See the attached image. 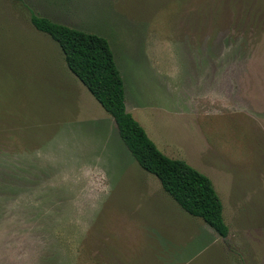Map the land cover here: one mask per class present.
<instances>
[{
    "label": "rangeland",
    "instance_id": "1",
    "mask_svg": "<svg viewBox=\"0 0 264 264\" xmlns=\"http://www.w3.org/2000/svg\"><path fill=\"white\" fill-rule=\"evenodd\" d=\"M24 1L109 40L127 110L210 178L229 233L172 200L57 43L0 0V264H110L127 245L128 264H264V0Z\"/></svg>",
    "mask_w": 264,
    "mask_h": 264
},
{
    "label": "trees",
    "instance_id": "2",
    "mask_svg": "<svg viewBox=\"0 0 264 264\" xmlns=\"http://www.w3.org/2000/svg\"><path fill=\"white\" fill-rule=\"evenodd\" d=\"M16 1L27 9L31 25L57 43L69 71L111 115L120 138L139 166L159 180L181 209L201 218L220 237H227L229 227L223 219L222 202L210 178L184 160L161 152L127 110L123 78L109 40L96 32L53 21L36 13L24 0ZM252 12L246 6L247 17L243 13L240 16L250 18Z\"/></svg>",
    "mask_w": 264,
    "mask_h": 264
},
{
    "label": "crops",
    "instance_id": "3",
    "mask_svg": "<svg viewBox=\"0 0 264 264\" xmlns=\"http://www.w3.org/2000/svg\"><path fill=\"white\" fill-rule=\"evenodd\" d=\"M127 108V107H126ZM113 119V118H112ZM113 122H114V120H113ZM114 124H115V122H114ZM115 126H116V124H115ZM116 129H117V126H116ZM117 132H118V130H117ZM118 136H119V133H118ZM120 137V136H119ZM142 183H143V178H142ZM166 219H167V221L165 222H161L160 223V226H158V227H167V226H171V225H175L176 224V222H175V219H173V217H171V216H168V217H166ZM194 223H195V226L197 227V229H198V231H201L202 233H209L208 231H206L207 230V225H202L201 223H199L198 221H194ZM158 227H154V226H151V227H147L146 228V230L147 229H149V232L151 233V235L153 236V237H156L157 239H159V241H160V239H161V235L159 234V228ZM141 229H143L142 227H140ZM210 229H212L211 227H210ZM213 230V229H212ZM214 231V230H213ZM215 232V231H214ZM216 233V232H215ZM210 234V233H209ZM217 234V233H216ZM218 235V234H217ZM199 237V236H198ZM218 237L219 238H221V239H223L222 237H220L219 235H218ZM199 238H203L202 236H200ZM220 239V240H221ZM205 244V243H204ZM204 244H202V245H204ZM138 247L137 246H133V247H131V246H129V245H127V247L126 246H119V247H115L114 249L112 248L111 249V251H109V253H107L106 251V254H105V257L106 256H109V257H111V259L110 260H108V262L110 263V264H128V260H127V257H128V255L130 254V255H132V253H133V251H135L136 249H137ZM123 257H124V259H123ZM132 263H133V261H132ZM134 264V263H133Z\"/></svg>",
    "mask_w": 264,
    "mask_h": 264
}]
</instances>
